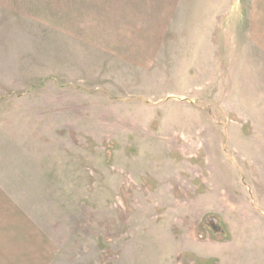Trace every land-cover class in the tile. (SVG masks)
Returning a JSON list of instances; mask_svg holds the SVG:
<instances>
[{"label":"rangeland","instance_id":"rangeland-1","mask_svg":"<svg viewBox=\"0 0 264 264\" xmlns=\"http://www.w3.org/2000/svg\"><path fill=\"white\" fill-rule=\"evenodd\" d=\"M86 1L0 0V264H264V0Z\"/></svg>","mask_w":264,"mask_h":264},{"label":"crops","instance_id":"crops-1","mask_svg":"<svg viewBox=\"0 0 264 264\" xmlns=\"http://www.w3.org/2000/svg\"><path fill=\"white\" fill-rule=\"evenodd\" d=\"M25 1L26 0H20L21 6L25 5ZM84 0H76V5L79 9L82 7L83 3L82 2ZM90 1V0H88ZM88 1H86L88 3ZM178 1L180 0H173L174 2V6L175 8L178 5ZM93 4H97V8L99 10H101L100 8H102L103 10H106L107 12L110 13H116V12H120L118 13V15H116L114 18L118 19L120 16L124 15V13H128L131 12L132 9H136L137 6H139V0H134L132 2V0H92ZM80 6V7H79ZM145 8L147 7L146 5H144ZM109 36V35H107ZM114 37V35H112ZM22 210V209H21ZM24 211V210H22Z\"/></svg>","mask_w":264,"mask_h":264}]
</instances>
